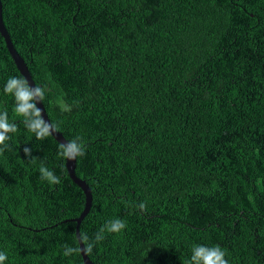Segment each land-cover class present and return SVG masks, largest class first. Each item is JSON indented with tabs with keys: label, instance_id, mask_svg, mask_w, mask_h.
Masks as SVG:
<instances>
[{
	"label": "trees",
	"instance_id": "trees-1",
	"mask_svg": "<svg viewBox=\"0 0 264 264\" xmlns=\"http://www.w3.org/2000/svg\"><path fill=\"white\" fill-rule=\"evenodd\" d=\"M1 4L14 49L46 88L51 124L85 145L75 174L92 206L79 233L126 223L105 232L93 264H190L194 245L220 246L229 264H264V0ZM11 77L22 76L0 36V111L17 126L0 155L5 264H83L63 252L78 247L64 221L84 195L60 144L37 140L15 114L3 92ZM41 162L58 185L41 179Z\"/></svg>",
	"mask_w": 264,
	"mask_h": 264
},
{
	"label": "clouds",
	"instance_id": "clouds-1",
	"mask_svg": "<svg viewBox=\"0 0 264 264\" xmlns=\"http://www.w3.org/2000/svg\"><path fill=\"white\" fill-rule=\"evenodd\" d=\"M3 92L14 98V112L17 116L23 118L26 129L35 135L37 140H44L51 136L57 129V125L51 124L44 119L42 110L37 106L45 99L46 88L41 86H32L27 79L23 77H11L7 80ZM58 107L61 112H70L71 106L64 101H60ZM17 132L15 123H10L7 110L0 111V155L8 150L7 141L11 139L12 134ZM25 155L31 157L30 149L25 148ZM85 155V145L80 136L62 143L59 147L57 158L64 161H75L78 157ZM34 159V158H33ZM40 177L47 181L50 185H58L61 180L55 173L41 162ZM140 211H146L147 205L144 202L135 205ZM126 228V223L121 219L108 221L96 233L94 239H90L86 233L79 236L81 247L64 246V256H72L74 254L90 255L93 248L104 239L105 232L120 233ZM225 251L218 245L204 246L194 245L191 249L190 264H229L225 258ZM7 255L0 251V264H5Z\"/></svg>",
	"mask_w": 264,
	"mask_h": 264
},
{
	"label": "water",
	"instance_id": "water-1",
	"mask_svg": "<svg viewBox=\"0 0 264 264\" xmlns=\"http://www.w3.org/2000/svg\"><path fill=\"white\" fill-rule=\"evenodd\" d=\"M0 36L3 38L6 49L11 59L13 60L18 72L21 74L23 78L27 79L30 85L35 86L32 80L31 74L29 73V70L27 68V65L25 64L24 60L20 57V55L14 49L11 39L9 37V34L3 24L1 0H0ZM37 106L42 110L44 119L48 121L49 123H51L42 102L38 103ZM51 137L60 145L62 143L68 142L63 137V135L59 133L57 130L51 135ZM65 168H66L67 174L69 178L71 179V181L77 187L80 188V190L82 191L84 195V208L78 217L65 220L64 223H67V222L75 223V236H76L77 244H78V247H81L83 249V245L80 243V240H79V236H80L79 226L82 220L88 214L92 206L91 189L89 188L85 180H82L76 176L75 174L76 160L75 161H65ZM80 256L82 258L83 264H93V262L88 258V256L83 254V252L82 254H80Z\"/></svg>",
	"mask_w": 264,
	"mask_h": 264
}]
</instances>
